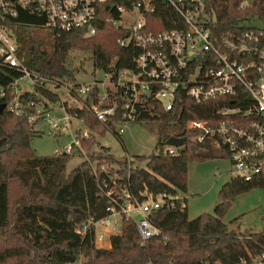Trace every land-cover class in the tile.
Listing matches in <instances>:
<instances>
[{
  "label": "built area",
  "instance_id": "1",
  "mask_svg": "<svg viewBox=\"0 0 264 264\" xmlns=\"http://www.w3.org/2000/svg\"><path fill=\"white\" fill-rule=\"evenodd\" d=\"M18 7L45 15L42 27L57 35L74 29L92 35L101 23L110 24L121 31L116 41L125 52L112 57L108 70L98 67L103 72L102 78L80 83L75 78L42 74L26 65L6 23H12L9 18L18 14ZM159 11L165 13L170 26L153 30V26L162 24L163 18L161 14L149 17ZM0 66L17 73L10 82L9 108L26 116L29 122L39 120L42 115L35 111L37 101L24 104L19 94L43 85L58 100L57 88L68 83L63 88L71 101L61 100L64 115L54 118L44 111L42 118L47 120V133L56 136L65 131L71 133V143L55 153H82L97 179L98 195L107 201L104 215H90L74 228L81 236L92 232L95 244L117 233L123 219L132 220L142 238L161 234L152 219L153 211L173 207L181 197L166 191L155 193L146 187L132 191L128 181L133 157L123 155L127 182H122L115 163L97 164L86 154L82 143V139L92 136L98 139L107 132L120 136L129 120H137L142 111L149 110L146 105L149 97L159 101L164 109H172L182 94L196 102L219 98L212 116L188 119L184 129L196 131L199 141L211 138L223 148L234 176L246 180L256 177L264 187V29L223 31L214 23L206 0H0ZM19 81L29 87L20 89ZM5 93L0 86V96ZM83 107L105 125L103 134L88 126L78 114L76 108ZM73 119L82 126L72 127ZM163 144L167 146L154 151L175 155L182 146L164 141ZM82 261L80 253L78 258L64 264H82ZM202 264L221 263L214 260ZM235 264H264V251L251 261L240 258Z\"/></svg>",
  "mask_w": 264,
  "mask_h": 264
},
{
  "label": "trees",
  "instance_id": "2",
  "mask_svg": "<svg viewBox=\"0 0 264 264\" xmlns=\"http://www.w3.org/2000/svg\"><path fill=\"white\" fill-rule=\"evenodd\" d=\"M206 1L214 23L223 31L264 29V0ZM157 14L162 15V24L151 29L170 26L164 12L153 13L149 18ZM6 23L13 31L26 65L51 77L75 78V68L69 65L71 49L89 51L94 66L105 70L109 69L112 57L125 52L116 41L121 31L107 23H101L92 35H86L83 29L57 35L39 25ZM16 74L0 66V86L6 91L0 96V102H5L0 113V137H5L0 150V264H64L78 258L80 253L83 254L82 264H202L214 260L235 264L240 258L251 261L264 251V226L259 231L239 232L221 220L235 195L262 187L256 177L246 180L232 176L224 182L218 191L214 213L202 212L190 218L184 197L176 199L173 207L154 210L152 219L162 231L159 235L140 237L130 219L122 220L120 230L111 236L108 247H98L92 232L84 236L76 233L75 225L88 216L105 214L107 201L98 195L97 179L87 160L83 159L66 172L67 161L73 154L37 155L33 152L30 141L38 132L34 129L36 121L29 122L26 116L9 108L10 82ZM39 96L57 100V95L43 85L19 94V100L25 104L37 101ZM219 100L196 102L182 94L172 109H164L156 99H147L150 112L142 111L138 119L154 118L166 125H177L175 133L184 135L185 143L175 155L153 150L146 155L144 164L133 163L128 181L132 191L146 187L155 193L177 194L186 189L190 160L211 158L217 153L228 157L211 138L199 141L196 131L184 129L188 119L212 116ZM76 110L88 126L103 134L105 125L96 120L92 112L85 107ZM82 143L86 154L97 164L101 161L115 163L121 181L127 182L124 156L115 157L108 146L101 145L93 136L82 139ZM161 143L160 135L159 146ZM94 144L97 151L92 149ZM135 156L142 158L143 155ZM14 182L21 191L11 199Z\"/></svg>",
  "mask_w": 264,
  "mask_h": 264
},
{
  "label": "rangeland",
  "instance_id": "3",
  "mask_svg": "<svg viewBox=\"0 0 264 264\" xmlns=\"http://www.w3.org/2000/svg\"><path fill=\"white\" fill-rule=\"evenodd\" d=\"M69 65L75 68V81H90L94 77L102 78L103 72L94 66L90 58V52L78 49L69 51ZM69 80V79H68ZM68 86L65 83L58 89V100L53 101L48 97H41L37 100L35 111H40V115L44 117L45 112L49 111L51 117H61L64 115L62 101H71L67 90L63 88ZM29 87L27 83L19 81V88ZM38 117L39 120L34 124V129L38 130L30 141L33 152L37 155H51L57 149L69 145L72 141V135L69 131H65L61 135L47 133L46 118ZM72 127L82 126L79 121L73 119ZM121 124H124L122 122ZM178 129L177 125H166L160 119L143 118L137 120H129L127 128L120 136H116L107 132L104 136L98 137L101 145H108L111 153L115 157L130 155L133 157V163L144 164L145 157L152 150H158V138L162 133L167 136L175 133ZM167 145L161 143V148ZM92 149H96V145H92ZM142 154V158L135 156ZM83 156L76 151L69 157L66 164V172L75 167ZM234 176L233 168L228 157L219 153L216 156L206 159H192L188 163L187 184L184 191H178L177 194L185 198L187 213L190 218L197 216L202 212L214 213V207L218 202V191L221 185ZM21 189L18 183L14 182L11 187V199H14ZM264 187L256 186L234 196L230 204L227 206L221 220L229 223L230 226L239 232L245 230L259 231L264 226ZM235 219L236 221L231 223ZM105 243V241H97L96 245ZM107 243V242H106Z\"/></svg>",
  "mask_w": 264,
  "mask_h": 264
},
{
  "label": "water",
  "instance_id": "4",
  "mask_svg": "<svg viewBox=\"0 0 264 264\" xmlns=\"http://www.w3.org/2000/svg\"><path fill=\"white\" fill-rule=\"evenodd\" d=\"M9 19L12 23L33 24L39 26H43L45 23V15L32 14L21 7H18V14L16 16H11ZM4 106H5V102H0V113L4 108ZM161 139L166 144L174 145V146H181L185 143V136L183 135L177 136L174 134H170L166 136L165 133H162ZM4 141H5V137H0V150Z\"/></svg>",
  "mask_w": 264,
  "mask_h": 264
},
{
  "label": "crops",
  "instance_id": "5",
  "mask_svg": "<svg viewBox=\"0 0 264 264\" xmlns=\"http://www.w3.org/2000/svg\"><path fill=\"white\" fill-rule=\"evenodd\" d=\"M105 241V243H103V244H100V245H97L98 247H108V246H110V239H106V240H104ZM107 242V243H106Z\"/></svg>",
  "mask_w": 264,
  "mask_h": 264
}]
</instances>
